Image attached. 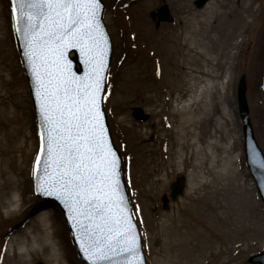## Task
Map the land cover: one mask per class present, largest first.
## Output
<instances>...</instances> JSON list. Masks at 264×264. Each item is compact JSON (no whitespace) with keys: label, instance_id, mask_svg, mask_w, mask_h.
Segmentation results:
<instances>
[{"label":"rangeland","instance_id":"rangeland-1","mask_svg":"<svg viewBox=\"0 0 264 264\" xmlns=\"http://www.w3.org/2000/svg\"><path fill=\"white\" fill-rule=\"evenodd\" d=\"M103 1L106 5L105 23L114 46L105 108L114 142L122 154L126 183L142 235L147 264H255L251 261L252 258L264 250V204L257 190L256 182L247 167L243 122L239 113L238 87L241 78L245 76L252 127L258 145L264 153V0H228L223 3L222 7H219L218 0H207L206 4L200 8L197 6L199 0ZM141 1L150 3L151 10L147 16L155 30H187L189 32L195 28L198 30L195 34L196 50L202 55L201 66L204 67L205 73L210 69L218 75V78L202 77L207 84L215 83V94L209 96L207 104L220 102L224 117L222 122L227 121L229 129L234 131V146L236 148V152L232 155L233 159L235 158L234 169L228 171L226 178H221L217 174L219 172L222 174L223 166L214 169L212 161H208L212 157L208 149L204 152L208 156V159L205 160L206 164L200 163V156H193L189 167H185L179 161L175 167L167 169L162 167L161 170L152 173L150 177L145 176L143 180H140L142 174L135 171V158L140 153L137 151L138 146L131 148L132 145L129 142L130 134L133 131L131 128L143 131L147 139L145 144L148 152L146 153L152 167L161 160L166 165L168 162V156L163 159L162 153L159 152L162 147L164 150L167 148L166 144L160 145V138H164L166 131H162V118L156 114L160 110L156 108V100H163L165 94L161 97L160 93L162 92H157L154 89L147 92L142 88L139 72L136 73L135 70V65L140 64L141 57L135 53L136 56L129 60L130 53H134L130 50L132 48L138 50L140 46H138L137 39L132 36L135 30L130 26L133 24V19L129 17L130 6ZM232 8L238 9L239 31L237 37L235 36L229 41L225 38L221 26L228 20L225 15L231 13ZM211 9H214L215 13L208 15ZM126 10L129 11L127 14L124 13ZM161 12L163 14L167 12L172 20L162 21ZM138 39L140 40V38ZM192 40L188 45L189 49H192ZM127 54L129 55L127 56ZM193 55L194 53L190 52L188 56L189 67L195 65L191 59ZM6 80L8 82L5 83ZM3 89L4 93L6 91L13 92L14 89V92H21L20 99L23 100L25 109L21 112L22 114H17L19 120L16 121V124L21 130L18 135L21 140V151L19 150L17 153L15 165L18 168H25L24 175L21 173L17 179L23 183L22 180L26 178L29 187L27 191H23L25 194L22 193V196L9 191L10 195L5 200L6 204L0 206V264L16 263L13 255L21 252L19 248L25 242V236L21 234L31 235L34 229L31 225H35L33 220L37 221L45 214L54 215L53 221L63 227L68 250L75 264H85L78 255L60 207L50 200L40 199L34 194L31 173L38 149L37 125L27 80L12 30L9 0H0V95H3ZM15 99L9 94L5 96V107L8 105L12 107V103L16 102ZM17 101L20 102L19 99ZM136 109H141L148 118L146 120L134 118L133 112ZM28 118L31 119L33 126L27 125ZM0 129L1 159L7 155L12 140L8 135L11 126L7 127L5 124L3 127L0 126ZM231 145H233L232 140L224 139L222 146H218L219 151H214L215 156H218L215 159L217 161L222 158L226 160L228 154L225 147ZM212 159L213 157L210 160ZM176 162L178 161L176 160ZM225 162L227 163V161ZM214 164L217 165L216 162ZM130 167H132V175L129 173ZM167 171L168 176L166 175ZM194 173L196 176L193 175ZM178 177L187 178L186 190L176 202H172L169 199L170 186ZM189 179H192L191 184ZM157 180L163 182L155 184ZM198 180L205 186L198 189L197 194H192L191 189L195 187ZM20 185L23 186L24 183ZM206 194L210 197L219 194L211 202V207L217 205L219 209L215 215L207 219L209 230L206 227L199 231H203L202 233L207 239L216 240L215 247L207 248L202 254L192 252V249L185 252L178 248L176 251L173 245H185L187 240L173 235L174 215H178L179 211L187 205L189 197L201 198ZM19 199H23L22 204L26 206L24 211L28 210L27 213L20 210V206L17 204ZM151 204L155 207L154 210L150 208ZM153 206L151 205V207ZM179 208L181 209L178 210ZM20 214H22L21 217ZM185 220H187L186 216ZM15 235H19V237L12 244L11 239ZM19 240L21 245L17 243ZM180 240L181 242L178 243ZM192 242L196 244V240ZM28 250L32 252L30 264L39 262L53 264L50 255L43 252V245L33 244L28 247ZM7 255L10 256V260Z\"/></svg>","mask_w":264,"mask_h":264},{"label":"snow or ice","instance_id":"snow-or-ice-1","mask_svg":"<svg viewBox=\"0 0 264 264\" xmlns=\"http://www.w3.org/2000/svg\"><path fill=\"white\" fill-rule=\"evenodd\" d=\"M11 12L40 116L35 193L64 206L88 264H145L102 109L108 39L101 0H11ZM71 49L83 58L82 76L72 70Z\"/></svg>","mask_w":264,"mask_h":264},{"label":"bare ground","instance_id":"bare-ground-1","mask_svg":"<svg viewBox=\"0 0 264 264\" xmlns=\"http://www.w3.org/2000/svg\"><path fill=\"white\" fill-rule=\"evenodd\" d=\"M218 1L219 7H222L224 2H228V0ZM149 5V2L141 1L140 3L130 6L131 13L129 17L133 19V24H130V26L134 28L136 32H133L132 36L137 39L138 46H140L138 50L133 48L130 50V52L134 53H128H130L129 60H132L133 56H136V54L141 57L140 64L137 63L135 65V70L136 73L137 71L139 72L138 76L142 81V88L147 92H149L148 90L150 89L162 92L160 93L161 97L165 94L163 100H156V108L160 109L156 114L162 118V131H166L164 138H160V145L166 144L167 148L164 150L162 147L159 152L162 153L163 157L162 155L160 156L163 159H166V156H168V162L166 165L165 162L161 160L152 167L146 153L148 152L145 144L147 139L143 131L131 128V130H133L130 134L131 139H129L130 145H132L131 148L138 146L137 151L140 153L135 158V171L142 174L140 180H143L145 176L150 177L152 173L156 172V170H161L160 168L162 167H164V169L175 167L179 161L183 163L185 167H189L191 166L193 156H200V163L206 164L205 160L208 159V156L205 155L204 152L208 149L213 157L212 160H210L212 158L210 157L208 161H212L214 169L223 166L221 169L222 174L220 172V174H217L221 178H226L228 171L234 169L233 161L235 158L233 159L232 157L236 152L234 146L235 138L233 136L234 131L231 128L229 129L227 121H225V123L222 122L224 117L222 109L220 108L221 103L216 101L215 103L207 104L209 96L215 94V83L212 82L207 84L202 77L209 76L218 78V75L215 74V71H211L210 69L205 73L204 67L201 66L202 55L196 50L197 40L195 34L198 30L196 28L191 32L187 30H155L147 16V13L151 10ZM233 10L234 8L230 10L232 11L231 13H226L225 16L228 17V20L221 26L225 38L229 41L232 40L239 31L237 23L240 16L238 14V9ZM127 12L129 11H124L125 14H127ZM214 13L215 10L211 9L208 15H213ZM138 38H140V40ZM191 39H193V46L192 49H189L188 45ZM190 52L194 53L191 59L195 65L192 67H189L190 63L188 56ZM128 55L129 54H127V56ZM210 63L209 61V65ZM6 82H8V80H6L5 83ZM218 84L220 85V83ZM223 84L224 82L222 85ZM14 90L13 92L6 91L4 93L3 89V95H0V126L3 127L5 124L7 127L11 126L10 134L8 135L10 136V140H12L11 148L7 152V155L10 154V156L6 155L0 159V206L6 204L5 200L7 196L10 195L9 191L19 193L22 196V193L23 195L25 194L23 191H27L29 187V182L26 178L22 180L24 183L23 186L20 185L23 183L17 179L21 173L24 175L25 168H18L15 165L18 157L17 153L21 148V140L18 137L21 130L18 124H16V121L19 120L17 114H22L21 112L25 108L23 107V100L20 99L22 97L21 92H14ZM8 94L11 97H15L17 100L19 99L21 103L15 99L16 102L12 103V107L9 105L5 107L6 104L4 99ZM31 124V119L28 118L27 125ZM224 139L232 140L233 145L225 147V151L228 154L226 160L222 158L217 161L215 158H218V156H215L214 151H219L218 146H222ZM176 160L178 162H176ZM225 161H227V163ZM214 162H216L217 165H215ZM24 164L23 162V165ZM129 172L130 175H132V167H130ZM166 175L168 176V171ZM193 175L196 176L195 173ZM235 175L237 177L236 173ZM189 181L191 184L192 179H189ZM162 182L161 180H157L155 184ZM203 186L205 185L201 184L198 180L195 187L191 189L192 194H197L198 189L203 188ZM218 196L219 194H215L214 197H210L206 194L201 198L191 196L188 198L189 201L187 205L185 204L186 206L179 211V214L174 215L172 223L174 230L173 235L187 240L185 245H173L176 251L178 248L185 252H189V249H192V252H199L202 254L207 248L215 247L216 240L207 239L204 233H202L203 231L200 232L199 230L207 227V219L215 215L216 211L219 209L217 205L211 207L212 200H215ZM22 200L23 199H19L17 204L23 212L26 206L22 204ZM151 205L153 206V204ZM151 205L150 208L154 210L155 207H151ZM180 209L181 208L178 210ZM27 211L28 210H25L24 213H27ZM151 214L150 211V216ZM21 216L22 214H20V217ZM185 216L187 220H185ZM53 220L54 215L52 214H45L38 218L37 221L36 219L33 220L35 225H31V227L34 228L31 235L22 233L21 235L25 236V242L23 244L20 243V240L17 242L22 245L19 248L21 252L13 255V259H15L16 262L15 264H30L32 252L28 250V247H31L33 244L43 245V252L50 255L53 264H75L68 250L65 231L61 225L58 226ZM33 222L32 224H34ZM17 237H19V235L12 237V244L18 240H16ZM195 240L196 244L192 242ZM180 242L181 240L178 243ZM34 253H36V250H34ZM7 258L10 260L9 255H7Z\"/></svg>","mask_w":264,"mask_h":264},{"label":"water","instance_id":"water-1","mask_svg":"<svg viewBox=\"0 0 264 264\" xmlns=\"http://www.w3.org/2000/svg\"><path fill=\"white\" fill-rule=\"evenodd\" d=\"M206 1L207 0H200L197 3L198 7L204 6ZM103 11H104V2H103V0H101V23H102V25L104 27V31H105V34H106L107 39H108V52H107V56H106L107 72H108V69H109L111 61H112L113 46H112L111 38H110V36H109V34L107 32V28H106V26H105V24L103 22ZM160 17H161L162 20H172L171 16L168 13L163 14L161 12ZM19 42H20V44H19ZM19 42H18V48H19L20 53L22 54V57H23V59L25 61V68H26L28 79H29V83H30V87H31V92H32L34 104H35V107L37 109L38 116H39V110H38V106H37L35 95H34L33 78H32V75H31V71H30V67L28 65V62H27V60H26V58L24 56L23 42H22V40L20 38H19ZM72 51L75 52L76 56L70 58L69 54ZM68 58L71 61L72 70L77 75H81L82 76L87 69H86V67H85V65L83 63V58L81 57L79 51L76 50V49L69 50ZM78 65H80V67H81L80 70L77 68ZM107 72H106V76H107ZM246 92H247V85H246V77L244 76V77H242L240 85H239L238 100H239V107H240V116H241L243 124H244L245 146H246L245 151H246V156L248 158L247 159L248 160V166H249V168H250V170L252 172L253 177L256 180V184L258 186V190H259V192H260V194L262 196V199L264 201V168H260L258 166V161L261 160V159H264V155H263L261 149L259 148L258 143H257V141L255 139V136H254V131H253V127H252V123H251V119H250V112H249V106H248V102H247ZM102 109H103V104H102ZM135 116L138 117V118H145L143 116V113H142L141 109H136L135 110ZM39 121H40V116H39ZM105 125H106V127H107V129L109 131L110 141L112 142V138H111V134H110V130H109V126H108V122H107L106 116H105ZM112 144H113V142H112ZM113 147H114V144H113ZM121 184L123 186V191H124L125 195L127 196V193L125 191V186H124L122 166H121ZM184 188H185V180L183 178H179L177 180V182L171 186V189H172L171 198H172L173 201L178 199V197L182 194ZM38 196H40V195H38ZM40 197H46V196H40ZM52 199L56 200L53 197H52ZM62 207H63V209H64V211L66 213V210H65L63 205H62ZM129 207H130V204H129ZM70 227H71V225H70ZM71 229H72V227H71ZM137 231H138V228H137ZM72 232H73V229H72ZM73 235H74V233H73ZM74 239L76 241V244L78 245L75 236H74ZM78 248H79V245H78ZM79 250H80V248H79ZM80 253H81V251H80ZM81 255H82L83 259L85 260V258H84L82 253H81ZM116 260L119 261L120 258L117 257ZM85 261L88 263L87 260H85ZM252 261L255 262V263H259V264H264V252H262L261 254L257 255L256 257H254L252 259ZM39 264H42V263H39Z\"/></svg>","mask_w":264,"mask_h":264}]
</instances>
